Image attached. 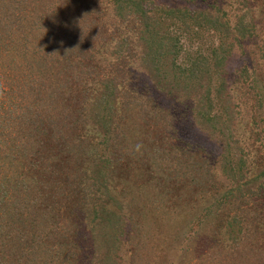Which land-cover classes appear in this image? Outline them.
<instances>
[{"label": "rangeland", "instance_id": "rangeland-1", "mask_svg": "<svg viewBox=\"0 0 264 264\" xmlns=\"http://www.w3.org/2000/svg\"><path fill=\"white\" fill-rule=\"evenodd\" d=\"M137 1L140 14L126 0H0V103L28 105L39 120L32 133L40 132L35 140L18 130L19 119L2 125L13 118L0 109V138L8 129L0 167L9 169L0 180L28 168L6 203L0 185L4 264H51L59 246L74 264H102L107 255L109 264L264 259V0ZM146 35L178 41V54L152 62ZM214 49L222 56L216 67ZM79 57L97 67L78 76ZM193 62L212 69L191 90V75L179 84L172 64ZM156 66L170 84L184 85L180 94L166 95L174 87L164 80L157 86L149 70ZM23 141L39 151L36 162L17 157ZM47 170L59 175L62 199L51 207L42 192L36 210L28 203L48 186ZM258 195L257 209L245 203ZM36 226L43 244L54 240L50 227L62 235L51 257H29Z\"/></svg>", "mask_w": 264, "mask_h": 264}, {"label": "trees", "instance_id": "trees-1", "mask_svg": "<svg viewBox=\"0 0 264 264\" xmlns=\"http://www.w3.org/2000/svg\"><path fill=\"white\" fill-rule=\"evenodd\" d=\"M126 3L130 4V6H132V8L134 7L133 11H135L138 14H140V11L137 10V9L140 10V6L142 8V5L139 3V1L136 2V0H126ZM211 18H212V24H215L217 21H219V19H217V16H215V15L212 16ZM205 20L208 21V20H210V18L207 16ZM221 24H223V23H220V25ZM164 36L165 35L158 36V38H156V36L153 35V37H150L151 38V42H150L149 39H147L148 38L147 35L143 37V39H144V45L142 44V46L145 47V44H147L150 47L149 50H151V60H152V62L154 60H157V63L159 64V62H162L161 59H162L163 56L171 55V54H174V53L175 54H178V52L180 50V45H179L178 41L170 40V38H168L166 36L164 37ZM145 40H148V41H146V43H145ZM145 49H146V47H145ZM217 50L218 49L212 50V55H213V58H214L213 64L215 65V67L220 63V60H221V57H222L220 54H218ZM76 62L78 63V66H79V74H78V76H80L84 72H86L85 68L94 69L95 67H97L96 61H93L92 59L91 60L90 59L88 60L87 57H84V58L79 57ZM172 65L174 67V71H177V79L179 80V84H184L185 85V82L187 80L185 78H187V75H191V81L193 80V84L190 87L191 90H194L195 85H202L203 84V78H204L203 76H205L206 74L209 75L208 72H209L210 69H212V68H210L211 63L208 64L209 66H207V62H205V64H203V65L201 64L202 67L195 66L196 65V62H193V67L192 66L191 67H184V66H180V65H177L176 66L175 64H172ZM82 67H84V69ZM149 70H150V72L152 74V77H154V79H155V81H156L157 84L159 83L158 80H164L162 82V84H165V86L170 85V86L174 87L175 90L171 88L169 91H165L166 92L165 93L166 95L167 94L168 95L169 94H172L174 96L176 94H180V92H182V90L185 88L184 85L182 86V85H179L178 83H175V85L170 84L169 78H168L169 73L163 71V69L157 68V66H156V67H153L152 70L151 69H149ZM162 71H163V74H161ZM197 73H199L201 76H198ZM163 75L165 76V78L163 77ZM171 82H172V79H171ZM173 82H174V80H173ZM157 86H161L160 83ZM147 87H150V86L147 85ZM150 90H152V89H150ZM152 92H154V91L152 90ZM105 94H106V92L103 93V96ZM53 99H54V97L50 98L49 101L46 100V103H50L51 100H53ZM152 99L153 100H151V99L150 100L153 103V105H155L156 107L163 108V105L161 106V103L159 102L158 99H157V101H155V97L154 96H153ZM199 99H201V98L199 97ZM133 100H135V101L132 102V104H131L132 107H139L140 103L138 101V97H134ZM0 105H2V106H0L1 111L4 112L5 110H8L7 113L10 114L12 116V118H13V119L5 120V117H3L2 120H1V121H3L2 122V125L6 124V123H10L14 119H19V121L17 123V129L18 130L21 129V130H24V131L29 130L30 136L33 137V138H35V140H36L37 135L40 132L39 131H37L35 133H32V132H34V130H36V129L39 128L38 127L39 125L37 124L39 122V120L34 119L33 114H31V116H29L30 114H26L27 112H29V111H27V110H29V108L26 107L28 105H25L23 109L21 108V110L23 111V114L22 115H19L21 113V110H19V105H17V104H14V103L7 104V103L2 102V103H0ZM6 105H8V106L7 107H4ZM12 105H13V107H12ZM157 109L160 110V108H157ZM141 110H142V108H141ZM15 111H16V113L13 114V112H15ZM2 115L4 116V114H2ZM203 115H205V114H203V113L200 114V116H203ZM2 129H3V131H1L2 132V136H1L2 138H0V139H3V142L2 143H4L6 141V140H4V138H5L6 134H7V133H5V130L7 131L8 129L7 128H4V127H2ZM44 140H46V139L44 138ZM50 142H54V141H50ZM22 144L24 145V147H20V146L19 147H16V155L19 158V160L22 161L25 157H29L32 163L33 162H36L38 160V158H40V156L37 157L39 151L36 150V147H34V149L32 148V146L27 147V145H26V143H24V141L21 142V145ZM186 146H187V144H186ZM172 147L175 148L174 146H172ZM18 148L21 149V153L19 155L17 154ZM192 148H194V147H192ZM194 149H197V148H194ZM153 156H155V153H153L152 157ZM43 160H44V158H42V161ZM26 168L27 167H22L21 169L16 170V174L13 175L12 177H9V178L2 177V179L0 180V185L1 186L2 185L5 186V188L3 189V195H4V202L5 203L9 201V199H8L9 194H10V192L13 190V188L15 187V185L18 182V181H16L14 183V185H12V181L15 180V179H17V180L20 181V179H18V177L19 176H22V175H24L26 173V171L28 169V168L27 169ZM8 171H9V169L6 166L0 167V175L3 172H4L3 173L4 175H8ZM40 175L42 176V174H40ZM15 176H17V178ZM50 176H55L57 178V184L56 185H51L49 183ZM10 178H13V179L10 180ZM43 178H44L45 182L48 184V186H42V187H40L37 190V192H36V190H33L32 191V193L36 194V205L33 204V203H31V202H29L28 204H29V206L31 208H35L36 209V207H39L40 205L43 204V202L46 201V200H44L41 203L39 201V200L42 199V196H41V193L42 192H48V195H50L51 200L50 201H46V202H52L51 207L52 206H55V205H58L59 200L62 199V192L59 195L57 193H55L56 192L55 189H58L59 186H60V184H59V181H60L59 175L58 174H52V173H50L47 170L44 173ZM73 188L74 187H72V189L71 188H67L68 193L70 195L72 194V198L74 197V194L76 192L75 190H73ZM231 191H230V193H231ZM77 192H79V189L78 188H77ZM21 198H22V195H21ZM33 199L30 198V200H33ZM250 199H252V202L250 201ZM258 200H259V195L258 196H254V197L245 198V203L248 204V202H251V204H254L253 205L254 209H257ZM17 205H19V203ZM58 206H60V205H58ZM60 213H61V211L58 212V214H60ZM63 213H64V211H63ZM104 220L105 219H101L100 218L99 220L96 221V224H99V222H100L99 225H101V224H103L105 222ZM248 220H249V217L246 216V221H248ZM38 228H39V226H36V227H34V229H31V233L32 234H30L28 236V238H27V244L30 243V242H38L36 248H31L30 249L29 252L31 254H29V257L30 256L31 257H35V258L37 257V259L40 260V258L42 256H44L46 254L49 255V253H48V251L50 250V247L49 246H51V243L54 240H58L62 235L59 236L60 232H58L57 229H54V226H53V228L50 227V236L54 240L49 241L48 243L43 244V242L40 241V239H39V241L36 239L37 238V233L40 232V229H38ZM45 231L46 230L44 229L43 232H45ZM11 233H12V230L11 229L10 230L8 229V231L6 232V235L7 234L10 235ZM48 233H49V231H48ZM56 233H57V237H54V234H56ZM70 233H71L70 239L71 240L72 239L76 240L77 239V234H74L72 231H70ZM45 238L47 239V235H46ZM63 239H68V236L67 235H64V238ZM62 242L64 243L65 246L68 247V242H70V241L67 240V241H62ZM96 248H97V243H96ZM87 250H89V249L87 248ZM51 253H52V251L50 252V255H49L50 257H51ZM96 253H97V251H96ZM134 253L135 252H133V253L131 252L132 256L130 257V259H132V260H133ZM56 254H57V258L51 257V260L49 259L51 261V264H74V262L72 261V259L70 257H66L65 256V251L63 249H61L60 246H59L58 250L56 251ZM93 254H95V247H94ZM255 254L256 255H252V256L249 255L251 257V261H250L251 263H249V264H254V262L259 261V259H260L261 256H258V253H255ZM96 258H97V261L101 260L98 256ZM107 258H109L108 255H107ZM107 258H104L103 257V259H102L103 260V263L102 264H109L107 262V260H106ZM4 259L3 258H0V260H2V262L0 264H4V261H3ZM242 259H243L242 261L245 262L244 264H246V263L249 262V258H247L245 256H243ZM57 260H58V262H57ZM263 260L264 259H262V261H259V263L264 264ZM88 263H89V259H88ZM97 263L99 264V262H97ZM89 264H91V261H90Z\"/></svg>", "mask_w": 264, "mask_h": 264}]
</instances>
